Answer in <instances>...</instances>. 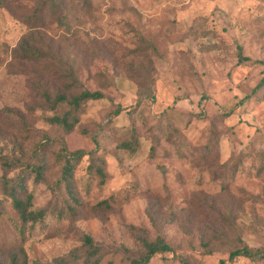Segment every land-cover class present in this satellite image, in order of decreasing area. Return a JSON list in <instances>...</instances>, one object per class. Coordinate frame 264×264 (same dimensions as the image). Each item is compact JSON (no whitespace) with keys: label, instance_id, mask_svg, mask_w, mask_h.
<instances>
[{"label":"rangeland","instance_id":"rangeland-1","mask_svg":"<svg viewBox=\"0 0 264 264\" xmlns=\"http://www.w3.org/2000/svg\"><path fill=\"white\" fill-rule=\"evenodd\" d=\"M38 2L0 0V154L19 162L12 169L0 162V173L18 176L49 140L69 151L97 149L107 180L101 185L88 173L86 155L74 180L82 206L58 215L49 187L60 174L53 144L46 182L25 178L32 208L49 205L43 222L24 225L11 198L0 195V264L14 257L55 264L81 244L82 231L108 250L102 264H132L125 248L135 255L143 237L159 233L174 252L157 253L150 264H219L236 236L264 247V85L254 91L264 77V0H60L58 16L45 11L35 23ZM137 33L160 55L131 52ZM26 39L46 56L16 55ZM73 76L105 97L88 101L65 133L49 123L55 112L43 92L70 94ZM141 88L154 96L136 105ZM119 104L126 110L110 118ZM133 128L131 153L119 144ZM105 201L108 208L95 207ZM212 228L228 240H212ZM230 264L264 260L240 256Z\"/></svg>","mask_w":264,"mask_h":264},{"label":"trees","instance_id":"trees-1","mask_svg":"<svg viewBox=\"0 0 264 264\" xmlns=\"http://www.w3.org/2000/svg\"><path fill=\"white\" fill-rule=\"evenodd\" d=\"M60 7V0H39L36 6V11L32 19L38 22L41 18L42 13L48 11L49 13L58 16V8ZM139 45L131 50V52L136 54H146L148 51H154L155 55H160L156 50V46L140 33H137ZM16 55L20 56L26 60H38L46 56V53L39 50L37 47H33L26 40H23L16 52ZM248 59L246 56L241 54L240 60ZM73 74V72H69ZM264 85V77L260 83L254 88V91ZM68 89L71 90L70 94L62 93L57 91L54 95H51L47 89L44 90V97L55 113L48 118L49 123L58 125L61 127L65 133H69L80 123L81 115L85 111V106L90 100H100L105 96L101 92L91 91L83 86L79 79L73 76V82L68 84ZM77 89V91H75ZM153 89L144 88L140 89L138 93V99L136 105L141 104L144 100L153 98ZM66 107V108H64ZM60 108V109H59ZM126 107L122 105H117L116 108L109 115L110 118L117 117ZM131 133L132 137L129 139H124L120 142L119 147L128 152L134 153L138 149V133L136 129L133 128ZM216 137H213L212 143H210V149L213 150L215 146ZM56 143V142H55ZM53 141L44 142L40 148L35 152V157L37 162L33 163L30 167L22 170L20 174L16 177H7L0 173V195L4 194L11 198L13 207L17 210L21 221L24 225L28 222L32 224L37 222H43L48 213V206L35 210L32 208L33 194L29 191V188L25 182V178L35 174V181L37 183H44L45 174L47 170V153L51 150ZM59 143V142H57ZM56 143V144H57ZM97 143V142H96ZM53 157V163L59 165V177L55 184L49 185L54 198L53 210L61 209L59 212L62 216V211H66L67 215L73 214L78 207H81V201L75 192V170L76 166L81 162V160L88 155L89 159L92 161L88 166V173L99 178V183L103 185L107 180L106 160L98 155L97 149L87 151L85 149H78L75 151H69L64 147V144L59 143V150H56ZM241 158L238 157V159ZM261 159H264V153L261 154ZM0 162L5 165L8 169L12 167H18L19 162L10 161L6 159L5 156L0 154ZM264 162V160H263ZM241 162H236L232 167V172L235 174L237 168L240 166ZM64 189L68 198L60 196V189ZM71 200V201H70ZM61 203V207L58 205ZM105 205V208L109 207L108 202H100L95 207H101ZM3 208L2 198L0 197V211ZM56 212V211H54ZM223 222H229L227 216H222ZM81 233V244L70 250L65 255L56 259L55 264H80V260L83 259V264H102L103 258L105 257L108 250L103 245H100L95 241L90 233L84 231ZM212 240L216 241H227L228 235L224 230H218L215 228L210 229ZM236 244L230 249L228 257L222 259L219 264H230V262L236 257H246L254 261L264 260V247H253L245 242L240 236L235 238ZM141 250H139L135 255L129 254L130 250L125 248L126 256L125 259L130 260L132 264H150L152 258L161 252H174V248L166 241L165 237L160 233L155 237L151 238L149 235L141 239ZM206 247L209 246L207 242L204 243ZM132 253V252H131ZM183 264H187L182 260ZM11 264H31L26 258L20 259L19 257H14ZM38 264V263H32ZM104 264H112L108 261Z\"/></svg>","mask_w":264,"mask_h":264}]
</instances>
